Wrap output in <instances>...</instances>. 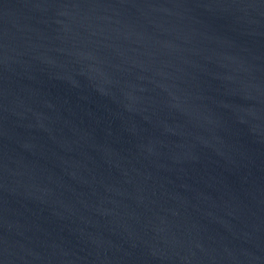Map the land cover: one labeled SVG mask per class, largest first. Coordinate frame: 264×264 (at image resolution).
Wrapping results in <instances>:
<instances>
[{"label":"water","instance_id":"95a60500","mask_svg":"<svg viewBox=\"0 0 264 264\" xmlns=\"http://www.w3.org/2000/svg\"><path fill=\"white\" fill-rule=\"evenodd\" d=\"M0 264H264V0H0Z\"/></svg>","mask_w":264,"mask_h":264}]
</instances>
